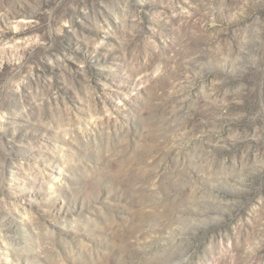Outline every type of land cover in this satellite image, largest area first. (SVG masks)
<instances>
[{
    "label": "rangeland",
    "instance_id": "374dc122",
    "mask_svg": "<svg viewBox=\"0 0 264 264\" xmlns=\"http://www.w3.org/2000/svg\"><path fill=\"white\" fill-rule=\"evenodd\" d=\"M0 264H264V0H0Z\"/></svg>",
    "mask_w": 264,
    "mask_h": 264
}]
</instances>
